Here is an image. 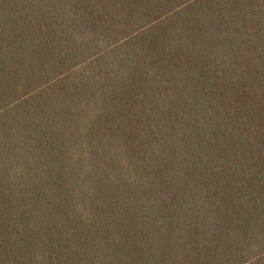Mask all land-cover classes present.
<instances>
[{
	"label": "trees",
	"instance_id": "trees-1",
	"mask_svg": "<svg viewBox=\"0 0 264 264\" xmlns=\"http://www.w3.org/2000/svg\"><path fill=\"white\" fill-rule=\"evenodd\" d=\"M0 264H264V0H0Z\"/></svg>",
	"mask_w": 264,
	"mask_h": 264
}]
</instances>
